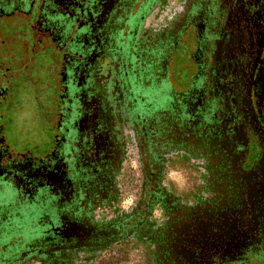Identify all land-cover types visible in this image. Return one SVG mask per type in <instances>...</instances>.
Returning <instances> with one entry per match:
<instances>
[{
	"label": "flooded vegetation",
	"instance_id": "1",
	"mask_svg": "<svg viewBox=\"0 0 264 264\" xmlns=\"http://www.w3.org/2000/svg\"><path fill=\"white\" fill-rule=\"evenodd\" d=\"M264 264V0H0V264Z\"/></svg>",
	"mask_w": 264,
	"mask_h": 264
},
{
	"label": "rangeland",
	"instance_id": "2",
	"mask_svg": "<svg viewBox=\"0 0 264 264\" xmlns=\"http://www.w3.org/2000/svg\"><path fill=\"white\" fill-rule=\"evenodd\" d=\"M118 264H137L134 258H124L121 263Z\"/></svg>",
	"mask_w": 264,
	"mask_h": 264
}]
</instances>
